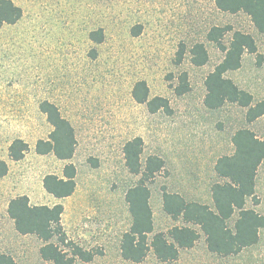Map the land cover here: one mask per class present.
Returning a JSON list of instances; mask_svg holds the SVG:
<instances>
[{
    "label": "rangeland",
    "instance_id": "rangeland-1",
    "mask_svg": "<svg viewBox=\"0 0 264 264\" xmlns=\"http://www.w3.org/2000/svg\"><path fill=\"white\" fill-rule=\"evenodd\" d=\"M12 1L22 16L0 27V156L15 138L23 139L28 150L18 161L8 159L0 195L29 194L32 202H54L41 181L48 173L61 175L65 161L34 149L51 129L39 110L40 102L48 100L72 124L76 138L71 158L75 188L56 199L63 206L61 222L68 239L92 252L93 264H207L200 254L205 237L198 226V251L193 255L182 250L173 262H162L151 252L137 263L121 257V235L130 225L125 192L141 177L126 168L122 146L140 136L142 160L155 154L164 161L163 169L145 181L153 232L183 225L163 211V188L186 201L213 206L211 186L221 181L214 171L216 159L233 151L231 136L238 128H249L264 139V115L248 122L245 109L235 103L217 109L204 105L205 76L224 55L206 34L214 25H229L223 45L233 30L254 38L256 52H244L240 67L224 75L257 101L264 97V33L245 12L221 11L214 0ZM96 30H101L100 41L90 37ZM195 42L203 43L208 54L200 66L191 62ZM181 45L184 52L178 61ZM181 72L187 74L189 90L178 95L173 87ZM140 80L149 97L168 100L170 113L150 112L145 103L134 100L132 89ZM255 196L258 202L247 198L245 206L264 214V160L256 172ZM2 203L0 196V207ZM7 239L4 233L0 252L9 253L17 264L42 263L40 241ZM241 254L236 260L224 257L222 264H264V228L257 243Z\"/></svg>",
    "mask_w": 264,
    "mask_h": 264
},
{
    "label": "trees",
    "instance_id": "trees-1",
    "mask_svg": "<svg viewBox=\"0 0 264 264\" xmlns=\"http://www.w3.org/2000/svg\"><path fill=\"white\" fill-rule=\"evenodd\" d=\"M216 7L230 13L242 11L250 16L259 32L264 33V0H214ZM22 9L12 0H0V27L12 24L20 19ZM231 31L229 25H214L208 30L206 37L213 41L224 52L222 59L208 72L204 79V105L209 109H217L225 103H235L245 109V119L254 121L264 115V97L254 101L250 92L239 88L232 79L224 74L238 69L244 52L255 53L254 38L245 32L233 30L228 45L221 39ZM90 37L95 41L102 38L101 30L91 31ZM184 52L181 45L177 50L180 61ZM191 62L200 66L208 60L207 51L201 42H195L191 48ZM180 95L189 90L186 72L178 76V83L173 87ZM132 96L138 103H145L150 112L162 109L170 113L168 100L162 96H148L145 81L134 84ZM39 110L45 115L51 126L45 139H38L34 149L38 154L52 153L57 159L65 161L61 175L45 174L42 186L55 198H64L72 194L75 188V166L71 162L76 138L74 127L61 115L58 107L51 101L43 100ZM233 151L220 155L214 164L216 175L221 181L211 186L213 206L196 201H186L180 194L162 189V209L172 219H181L183 225H173L166 232H153L152 211L149 204L150 191L145 181H150L164 166L163 159L155 154L147 155L142 160L143 140L140 136L132 137L122 146L124 164L129 172L141 174L137 184L125 192V201L130 215V225L120 239L119 250L123 259L140 262L152 250L160 261L177 259L180 248L191 247L199 237L195 228L198 226L204 235L210 251L222 256L238 253L242 248L254 245L259 239V230L264 228V214L245 206L247 198L256 203L255 177L264 159V139L258 137L253 130L242 127L236 129L231 136ZM28 150L27 143L15 138L8 146V156L17 161ZM5 161L0 160V177L7 173ZM63 206L55 203L30 205L28 196L16 195L8 201L7 214L14 222L19 234H34L42 242L39 247L41 264H93V253L84 250L70 240L61 225ZM235 215L233 224L229 219ZM153 233L151 238L148 235ZM68 247V250L63 246ZM0 264H17L6 252H0Z\"/></svg>",
    "mask_w": 264,
    "mask_h": 264
},
{
    "label": "crops",
    "instance_id": "crops-1",
    "mask_svg": "<svg viewBox=\"0 0 264 264\" xmlns=\"http://www.w3.org/2000/svg\"><path fill=\"white\" fill-rule=\"evenodd\" d=\"M11 143V142H10ZM9 143V144H10ZM9 144L7 145V153H6V155L5 156H0V160H3V161H5V163L7 164V167H8V159L9 160H11L10 158H9V156H8V146H9ZM264 160V159H263ZM12 161H14V160H12ZM18 161V160H17ZM8 172V171H7ZM7 174V173H6ZM6 174L5 175H3L2 177H5L6 176ZM2 177H0V178H2ZM41 185H42V181H41ZM43 187V186H42ZM44 189V188H43ZM44 191H45V189H44ZM45 193H47L46 191H45ZM49 194V193H48ZM19 195H22V194H19ZM25 195H27L28 196V199H29V204L30 205H40V204H44V203H40V202H32V200H31V196L29 195V194H25ZM51 195V194H50ZM1 197H2V200H3V203H2V206L0 207V240H3V236H4V233H6L7 234V236H8V239L7 240H11L13 237H30V239H33V240H38V241H40V239H38L34 234H30V233H28V234H19L16 230H15V228H14V222H13V220L8 216V214H7V204H8V201L11 199V198H13L14 196H16V195H8V193L7 192H1V195H0ZM52 196V195H51ZM53 198H54V202L51 204V205H53V204H55V203H57L56 201V199H60V198H55L54 196H52ZM46 205H48V204H46ZM51 205H48V206H51ZM62 215V214H61ZM61 225H62V222H61ZM67 237V236H66ZM67 240H69L68 239V237H67ZM41 242V241H40ZM197 243H198V240H196L195 241V243L191 246V247H188V248H180L179 249V251H178V257H177V259H175V260H172V261H162V262H173V261H177L179 258H180V255H181V251L182 250H187V251H189L192 255H193V253H195V252H197L198 251V249H197ZM41 244H42V242H41ZM41 244H40V246H41ZM77 245V244H76ZM253 245H251V246H248V247H244V248H242L238 253H236V254H231V255H227V256H222V255H220V254H217L216 252H213V251H210L209 249H208V247H207V245H206V242H205V240L202 242V250H200V254H202V256H203V260L207 263V264H210V262H212V264H222V262H223V259H224V257H230L231 259H237V257H241V252L242 251H244L245 249H247V248H250V247H252ZM80 247V246H79ZM39 250V249H38ZM119 252H120V250H119ZM149 252H151L153 255H154V253L152 252V250H150V251H148V253ZM147 253V254H148ZM147 256V255H146ZM145 256V257H146ZM155 256V255H154ZM144 257V258H145ZM156 258V257H155ZM193 258V257H192ZM238 258V259H239ZM243 258V257H242ZM157 259V258H156ZM125 260V259H124ZM128 261V260H127ZM191 261H192V259H191ZM76 262H78V260L76 261ZM81 263V262H80ZM137 263V262H136ZM177 263V262H176ZM178 264H181V262H178Z\"/></svg>",
    "mask_w": 264,
    "mask_h": 264
}]
</instances>
